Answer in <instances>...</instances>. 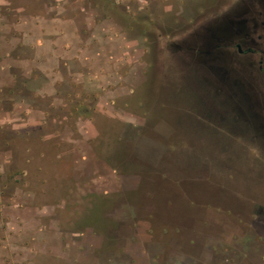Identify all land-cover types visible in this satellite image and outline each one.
<instances>
[{
  "label": "rangeland",
  "instance_id": "374dc122",
  "mask_svg": "<svg viewBox=\"0 0 264 264\" xmlns=\"http://www.w3.org/2000/svg\"><path fill=\"white\" fill-rule=\"evenodd\" d=\"M71 1L98 9L107 39L92 44L98 56L65 65L52 96L29 91L37 74L0 92L2 111L20 102L50 117L44 134L0 130V256L264 264L250 230L264 236V76L256 58L215 48L248 33L238 15L249 0ZM155 143L182 185L165 206L150 205L152 185L137 174L143 154L155 162Z\"/></svg>",
  "mask_w": 264,
  "mask_h": 264
},
{
  "label": "crops",
  "instance_id": "0c3cea01",
  "mask_svg": "<svg viewBox=\"0 0 264 264\" xmlns=\"http://www.w3.org/2000/svg\"><path fill=\"white\" fill-rule=\"evenodd\" d=\"M90 7H74L71 0H15L13 3L0 0V92L13 91L19 77L31 79L37 74L43 81L38 87H28L29 91L37 98L52 96L58 84L64 80L63 75L67 73L64 68L69 61L82 62L81 58L85 54L98 56L100 50L92 51L91 48L93 43H98L100 47L101 42L106 41V22L98 20L95 6ZM75 9L80 13L74 12ZM2 11H12L13 18L8 20ZM83 28L87 31L85 35ZM2 101L0 98V104ZM14 105L19 108L11 109L10 112L0 109V130L35 129L43 134L48 130L50 117L44 110L26 105L22 108L20 102ZM4 215L0 210V219ZM4 249L9 255L7 259L12 257L13 246L6 244ZM24 253L12 259H20ZM23 262L33 264L30 261H5L0 256V264Z\"/></svg>",
  "mask_w": 264,
  "mask_h": 264
},
{
  "label": "flooded vegetation",
  "instance_id": "af4514ba",
  "mask_svg": "<svg viewBox=\"0 0 264 264\" xmlns=\"http://www.w3.org/2000/svg\"><path fill=\"white\" fill-rule=\"evenodd\" d=\"M238 16H242L240 18L244 20V26L248 33L242 34L241 38L230 37L229 39L223 40L220 44H217L215 48L217 50L223 49L228 52L236 53L248 60L256 58L252 63L256 64L259 73L264 76V3H262V1L249 0L247 6ZM233 19H235V17H233ZM251 223H253V221H249L248 227H250ZM250 230L258 242L261 241L264 243V236L261 237L260 232L252 228ZM260 261H264V259ZM221 264L233 263L227 259L221 261Z\"/></svg>",
  "mask_w": 264,
  "mask_h": 264
},
{
  "label": "trees",
  "instance_id": "16d2710c",
  "mask_svg": "<svg viewBox=\"0 0 264 264\" xmlns=\"http://www.w3.org/2000/svg\"><path fill=\"white\" fill-rule=\"evenodd\" d=\"M82 110H85V112H89L88 111V107H81ZM143 140H141V142H145L146 143V148L149 147V140L146 137H142ZM143 143H138L143 145ZM137 144V145H138ZM156 147L155 148V162L151 163V159L148 158V155L145 153L143 154L146 158H144L143 156L141 158L143 159H147L146 162H144L142 159H140L139 164L137 165V174L139 175L141 181L143 182L144 180H149V184L152 185V189L150 190V192L148 193L147 197L151 202L150 205L155 204V203H159L161 205L165 204L167 205V203H170L171 198H173L178 192H179V185H181V183L178 182V180H174L170 178L171 173H170V167H168V161H167V157L168 155H166V149L164 148V144L163 143H155ZM123 159H125L124 157H122ZM139 158V157H138ZM179 157L178 155H176V161L178 162ZM142 168V169H139ZM144 168V170H143ZM147 169H152L155 174L154 176V182L151 181V177L146 173L149 172H145L147 171ZM170 175V176H169ZM152 176V175H151ZM177 181V182H175ZM147 182V181H146ZM148 183V182H147ZM173 190L175 191L173 193ZM172 202V201H171ZM153 206V205H152Z\"/></svg>",
  "mask_w": 264,
  "mask_h": 264
}]
</instances>
